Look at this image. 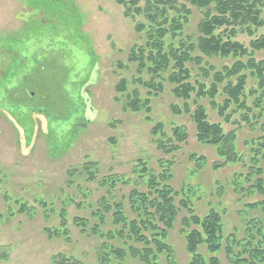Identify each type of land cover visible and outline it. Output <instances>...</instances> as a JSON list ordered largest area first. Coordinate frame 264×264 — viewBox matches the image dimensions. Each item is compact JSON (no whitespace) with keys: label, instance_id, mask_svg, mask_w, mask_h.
Here are the masks:
<instances>
[{"label":"rangeland","instance_id":"rangeland-1","mask_svg":"<svg viewBox=\"0 0 264 264\" xmlns=\"http://www.w3.org/2000/svg\"><path fill=\"white\" fill-rule=\"evenodd\" d=\"M190 9L184 38L195 42L200 14ZM260 19L264 22V8ZM141 21L126 18L114 0H0V264H99L103 238L90 231L97 222L92 213L102 198L125 202L127 211L129 192L128 185L119 184L107 194L99 181L108 176L133 181L142 165L156 173L161 163L169 166V184L178 194L175 203L188 200L200 217L210 209L218 211L225 237L233 234L240 240L246 219L261 216L259 209L245 208L264 202V185L247 191L258 179L264 182V176L244 178L251 166L249 143L264 135V114L252 104L261 93L256 80L246 73L249 111L231 107L228 122L208 99L199 102L210 123L235 137L242 161L225 164L216 147L196 140L190 114L173 112V106L182 109V101L173 96L165 76L161 89L148 96L149 90L136 82L150 81L127 61L130 49L143 44V35L134 30ZM261 37L264 26L253 29L252 36L243 32L231 40L250 52V43ZM202 59L216 71L237 61L231 56ZM252 59L264 61V50ZM187 66L193 77L201 74L198 66ZM122 79L128 90L118 94L115 88ZM135 89L148 98L149 113L123 109L125 96ZM223 99L219 88L215 102L221 105ZM156 125L169 138L171 127H183L186 142L163 154L156 147L159 137L152 134ZM86 163H91L88 173ZM235 179L245 190L240 194L235 193ZM187 216L179 209L168 232L170 264L188 262L183 235L188 229L180 224ZM104 217L109 223L101 230L106 232L113 228L110 214ZM76 219L88 226H76ZM106 243L121 244L117 239ZM199 252L209 255L205 247ZM215 257L220 264H231L222 250ZM125 262L140 264L129 256Z\"/></svg>","mask_w":264,"mask_h":264},{"label":"trees","instance_id":"trees-1","mask_svg":"<svg viewBox=\"0 0 264 264\" xmlns=\"http://www.w3.org/2000/svg\"><path fill=\"white\" fill-rule=\"evenodd\" d=\"M114 1L123 8L126 18L139 17L143 20L134 27L136 33L143 35V44L130 49L127 61L136 65L139 76L143 73L149 76L148 82L141 78L136 80L149 90L146 95L151 90H160L165 76V80L173 86V96L182 101V109L173 106L172 110L175 114H190L196 140L202 145L216 147L218 159L225 164L241 162L242 157L235 149L234 135L231 132L224 134L219 124L210 123L199 102L204 98L208 99L209 105L225 122L230 119L231 107L247 114L249 109L246 107L244 91L248 82L246 73L249 71L261 90L252 104L264 114V61L256 63L252 59L255 52L264 50V37L250 43V52L231 40L236 34L243 32L252 36L253 29L264 26L260 19L264 0ZM190 8L200 14L195 42L190 41L191 37L184 38V29L192 16ZM194 52H198L200 56H195ZM229 56L237 61L220 71H216L202 59ZM244 58L245 61H240ZM192 64L198 66L201 74L192 76L191 69L187 66ZM204 80L209 81V84L206 85ZM219 88L224 97L221 105L215 102ZM127 90L128 82L125 79L115 88L118 94H124ZM190 104L194 106L192 112ZM123 109L133 113H149V100L141 98L136 89L132 90L125 96ZM261 128L264 132V125ZM162 130L161 125H156L152 134L159 137L156 147L163 154L176 152L179 145L186 142L183 127H171V138L165 136ZM249 146L251 166L245 180L251 176H264V135L257 141L251 140ZM90 166L91 163L85 164V172H89ZM141 167L135 172L137 175L133 181L118 176L103 177L99 181L101 186L107 188V194H111L119 184L129 186L127 211L125 202H109L102 198L97 202L98 209L92 213L97 222L90 231L103 238L99 264H126L127 256L140 264H163V261L170 264L172 257L167 235L182 208L188 213L180 222L183 228L188 229L183 231L187 264H220L215 255L221 250L231 264H264V202L245 205L249 210L259 209L261 216L246 219L240 240L233 234L225 237L222 217L218 211L210 209L200 217L195 214L188 200L181 199L175 203L178 194L169 184V166L161 163L158 173L145 165ZM88 178L93 179L91 176ZM235 181V193L245 191L241 182L238 179ZM263 185L264 182L258 179L247 191H258L261 187L263 189ZM105 213L110 214L113 229L103 232L102 226L109 223L104 217ZM75 225L83 229L88 226L87 221L81 219H76ZM115 239L121 242L120 246L106 243V240ZM200 247H205L209 253L207 258L199 252Z\"/></svg>","mask_w":264,"mask_h":264}]
</instances>
